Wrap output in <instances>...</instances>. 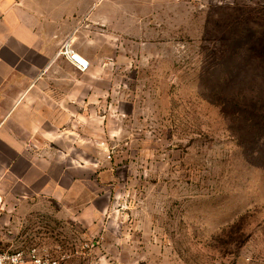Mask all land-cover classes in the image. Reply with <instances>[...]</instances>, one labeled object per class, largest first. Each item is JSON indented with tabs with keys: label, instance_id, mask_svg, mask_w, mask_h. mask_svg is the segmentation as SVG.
Returning a JSON list of instances; mask_svg holds the SVG:
<instances>
[{
	"label": "rangeland",
	"instance_id": "obj_1",
	"mask_svg": "<svg viewBox=\"0 0 264 264\" xmlns=\"http://www.w3.org/2000/svg\"><path fill=\"white\" fill-rule=\"evenodd\" d=\"M107 1L74 38L102 76L94 107L37 143L85 167L73 173L95 215H23L0 248L45 246L61 264H264V0Z\"/></svg>",
	"mask_w": 264,
	"mask_h": 264
},
{
	"label": "crops",
	"instance_id": "obj_2",
	"mask_svg": "<svg viewBox=\"0 0 264 264\" xmlns=\"http://www.w3.org/2000/svg\"><path fill=\"white\" fill-rule=\"evenodd\" d=\"M109 3L0 0V235L23 215L52 207L58 216L95 215V193L73 173L85 167L68 155V162L63 154L49 156L37 143L53 136L49 126L75 124L80 110L94 107L90 94L97 86L89 80L102 76L87 43L75 45L92 64L86 71L57 51L68 36L78 40L85 18L95 26L103 22Z\"/></svg>",
	"mask_w": 264,
	"mask_h": 264
},
{
	"label": "built area",
	"instance_id": "obj_3",
	"mask_svg": "<svg viewBox=\"0 0 264 264\" xmlns=\"http://www.w3.org/2000/svg\"><path fill=\"white\" fill-rule=\"evenodd\" d=\"M57 56L64 57L80 71L90 68V61L77 50L72 36L64 40ZM61 261L59 256L45 246L31 245L15 250L0 248V264H61Z\"/></svg>",
	"mask_w": 264,
	"mask_h": 264
}]
</instances>
